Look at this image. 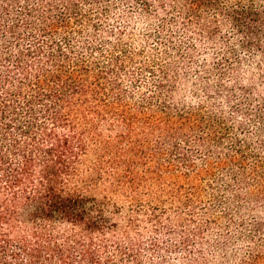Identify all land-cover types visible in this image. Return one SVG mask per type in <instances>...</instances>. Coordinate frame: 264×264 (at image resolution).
Listing matches in <instances>:
<instances>
[{"label":"trees","instance_id":"1","mask_svg":"<svg viewBox=\"0 0 264 264\" xmlns=\"http://www.w3.org/2000/svg\"><path fill=\"white\" fill-rule=\"evenodd\" d=\"M259 85L264 0H0V264H264Z\"/></svg>","mask_w":264,"mask_h":264},{"label":"rangeland","instance_id":"2","mask_svg":"<svg viewBox=\"0 0 264 264\" xmlns=\"http://www.w3.org/2000/svg\"><path fill=\"white\" fill-rule=\"evenodd\" d=\"M129 21H130V26H131V28H132V30L134 32L133 44H132V47L134 48V50L136 51L142 45H146V47L148 49H151L152 48V44H154V42L152 40H150V39L148 40V42L144 41V38L142 39L143 33L146 32V30H147V28L145 26L146 20H144L143 17L140 16L137 12H133L130 15V17H129ZM205 55H208V52ZM241 55H243V54H241ZM243 57L245 58V60L247 62L253 60V59H251L248 56V54H244ZM140 60L142 62H144V63H147L150 60L149 59V54H144V56H142V58ZM255 60H254V62H255ZM256 61H261V59H258ZM254 75H256V70L255 69H251L248 73H246L245 77L247 78V77H251V76H254ZM262 87H264V85H259L258 86V90L261 91ZM191 90H192V86L189 83L185 84V85H180L176 97H180V98L184 99L185 102H191L190 101L191 98H192V100L194 98V97H192V93H191L192 91ZM262 93L264 94V91ZM253 98H255V97L253 96ZM191 103H193V102H191ZM254 104H256V101H255ZM256 106L257 105H255L254 108H256ZM237 118H239V117H237ZM202 199L203 200H207L206 192L203 193ZM143 227L148 232H150L152 230V227L149 226V225L148 226H143ZM157 234H158V232H153V235L156 236V237H157ZM172 239H174V237H172L171 240ZM169 257H170V260L179 262L181 258L185 257V255L180 253V252H177V253L171 254Z\"/></svg>","mask_w":264,"mask_h":264}]
</instances>
